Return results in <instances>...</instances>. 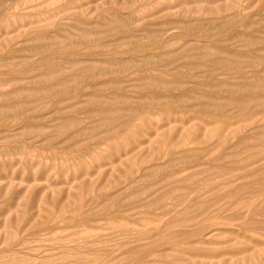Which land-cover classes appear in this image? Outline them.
<instances>
[{"label": "rangeland", "instance_id": "rangeland-1", "mask_svg": "<svg viewBox=\"0 0 264 264\" xmlns=\"http://www.w3.org/2000/svg\"><path fill=\"white\" fill-rule=\"evenodd\" d=\"M73 1L0 0V7L2 6L0 8L2 11L0 12V112L3 110V112L6 111L7 113L8 111V114L14 113L13 115H15L16 113L12 107L13 105L14 107H19L15 102L22 101V99L29 96V94L36 95L41 92L36 96H46L49 92L46 93L47 91L44 92V90H48L49 85L53 83V81L52 77L50 79V74L48 75L44 71V66H52L55 65L54 63H59V65L62 64V67H64L65 63V70L62 68L63 70H61V73L52 75L53 78H61L63 77L62 74H64L67 78L72 80V76L79 75L80 73L78 71L73 72L69 69L70 67L66 65V62L71 63L72 61L80 62L79 65L82 70L85 69L89 72L93 71V74H96L98 77L97 79H99L96 80L97 82L99 81L98 83L105 82L106 80L109 81V79L112 80V78L124 79L126 82L125 87L127 88L126 92L125 90L124 92L130 95L131 101L122 103L123 105L116 103L114 107L121 110L131 108V105L132 107L141 105L135 101L136 99L134 101L132 99L143 93V91L133 88L140 87L141 84L140 82H132L143 72V74H149L153 77L158 75L160 77L163 76L161 79L170 84V87L168 86L169 88L175 87L174 82H183V79L184 82L187 81V83L191 84L186 88H193L192 84L200 83V81L203 80L200 79L199 81L196 78L191 79L187 77L186 75L189 70L181 68L184 65V60L178 59L179 57H177V54L179 53L180 57L184 55L192 57L195 55L191 51L194 47L195 50L201 49V47L204 49L202 56L209 53L215 54V52L217 53L216 56H218L221 53L218 52L219 46L217 44L198 42L196 37H193L189 32H185V27H188L189 23L198 26L195 20L200 21V23L202 21L204 22V19L208 20L207 22H214L220 17L228 16L231 13V15H233L243 10L242 16L238 19V22H240L239 25H237L238 27L227 30L221 33V35L219 34V37L224 40L227 38L230 31H233L234 34L241 31L240 33H245L249 36V32L251 31L249 30L247 32L243 27L248 22H251L253 25L255 22V29H258L257 32L253 29L254 31L252 30L251 33L252 36H255V39L257 37L261 38V36L264 37V0ZM16 2L18 3L16 4ZM245 7L246 9H244ZM8 8L9 10H7ZM83 11L86 15L83 14L82 18L79 13H83ZM79 16L82 22H77ZM182 17H187V19ZM214 18L216 19L214 20ZM241 19H244V21H241ZM30 22L33 23V26L30 27V29H22L20 32L23 33V35H20L17 29ZM111 23L112 25H116L112 27L108 26V24L110 25ZM76 24H78L79 27ZM81 24H86V27H81ZM191 24H189V26ZM207 25H205L204 30L208 29L206 27ZM216 25H220V23H216ZM6 30L8 32H6ZM61 30L62 33L57 38L55 34ZM103 30L107 31V34ZM12 31H14V33H12ZM149 31L150 33L154 32L153 34L156 33L155 40L152 42L153 46L150 44L151 41L146 39L145 41L143 39L147 37L144 34ZM63 32H68V34L70 33L75 37L77 34L80 36L83 34H81V32H84L90 39L91 45H89L88 42L84 43L81 39L74 40L72 43H75V45L67 44V39L62 37L64 35ZM133 35L135 39H132ZM42 36L57 38V44H67L69 48L66 47V50H70H68V54L72 53L75 55H59L51 59V61L50 59L48 61L49 55L46 53L42 54L39 52V54L35 55L34 53H30L28 50L41 45V43L37 41L33 43L31 40L34 39V37H38L39 41L42 42L44 41ZM10 37L12 38L10 39ZM96 37L101 40L94 43ZM125 37L127 38L126 40ZM1 38H3V40ZM4 38L7 39L6 41L8 43ZM136 38H138V40ZM9 39H14V42L11 41L13 43H10ZM263 40L262 38L259 40L263 45L259 44L256 48L258 50L255 48V50H253L259 51L260 54L257 53V55L260 56H264ZM109 41L112 47L109 45ZM133 43H139V47L137 46L134 48V46H131ZM185 43H187L186 46ZM96 44V48L99 47L98 49L94 48ZM6 45L9 46L7 47ZM229 45L232 50L240 51L241 53L248 51L242 47H238L235 42H230ZM229 45L227 44L228 48H230ZM205 46H208L207 49H205ZM108 47L115 50L112 51V49ZM121 47L122 50L120 49ZM22 49H26L29 55L26 54L27 52L20 55L19 51H22ZM92 49L96 50L93 51ZM161 54L164 60H168L167 65L165 64L161 71L151 70V68L134 69L128 73L130 76L128 74L124 76L120 75L117 67L113 66L115 71L112 66H109V68H112V72H110L109 75L108 73L102 76L100 74V71L105 70V67L108 66L105 64L107 59L108 61L113 59L126 61L128 58H131V56H135L136 60L139 59L140 61L145 58V55L146 57H156ZM97 55L100 56V58L97 57ZM221 55L223 54L219 55L220 58L224 57V59H226L225 54L223 57ZM140 56H142V59H140ZM227 58L231 59L230 56H227ZM45 60L48 61L49 64H46ZM1 61H8V64H2ZM26 61H30V63H26ZM60 61L65 62L61 63ZM139 61L137 62L141 63V61ZM11 62L14 64L9 65ZM202 62L203 61H201V64ZM21 63H25V65H20ZM15 64L18 66V68L16 67L18 75L9 73L3 76L6 69L11 68ZM33 65L35 70L33 69ZM202 66L200 68L202 74L200 71L196 70L193 75L199 73V75L203 77V73L207 72L208 64L204 63ZM87 67H89V69ZM33 70L34 73L32 72ZM177 70L179 72H177ZM64 71L66 73H64ZM113 71H115V74ZM18 72H24L22 73L23 76ZM29 72L32 77L29 76ZM42 72L44 73L41 74ZM46 74L49 77L46 76ZM19 75H21V77ZM250 75L251 74H249V76ZM226 77L229 78L230 76L217 75L215 80L219 81L222 79L221 82L223 83L230 82L227 81L228 79H226ZM235 77L237 78L238 76L236 75L234 78ZM22 78L24 80H22ZM32 79H34V82H37L34 83L32 81V83L30 81ZM188 80L190 82H188ZM130 81L131 83H129ZM204 81L205 83L207 82V80ZM97 82L95 84H97ZM29 83L31 85H29ZM77 83V81L71 82L70 86L78 87ZM93 84L94 82L92 84L90 83V86L92 87ZM228 84L223 88V91L225 89L224 95L222 92V96L220 95L219 97L224 99L223 101L225 102L229 101L227 103L230 104L231 107H228V111L233 108L231 112L234 115L232 114L233 116L229 117L231 113L228 112V115H225L227 118L224 117L229 120V123L231 122L233 124L231 128L210 123L209 119L205 118L203 114L201 115L200 112L196 113L197 111L189 113L192 118L191 120L186 119L190 118L188 114L183 116V118H186L182 122H175L173 118L172 123H170L171 120L167 121L166 114L169 113L170 110L175 111L180 109L169 108V110L164 107L163 117L160 115L147 114L144 116L143 122L138 121L134 124L137 127L143 128V132L136 133L135 137H133L132 132H126V130L122 129L119 131V133L122 134L117 136V140L106 141L105 139H98L99 133L108 131L110 125L115 123L114 121H117L118 118H114V116L110 117L111 115L102 116L103 118L98 115L95 117L93 110L98 105L95 107V105L90 106L88 103L91 102L90 99L92 94H104L116 90L98 87H92L94 88L92 89L90 86H85L84 98L74 93L77 97L73 94L67 98V102L65 100L64 102H59V106L57 102H54L55 107H52L54 106L53 102L49 103L45 101L44 104L43 101H40L42 105L39 106V109L43 107L44 109H41L40 114L37 115V119L30 123L32 127L30 126L29 128L23 129L25 122H21L15 127L0 126V264H264V166L262 165L264 161L262 164L260 163L250 166L251 168H247L245 174H248L252 170L256 172L254 171L255 173L252 176L250 175L251 173L245 175V179L232 180L231 183L226 185L222 193L217 192L215 200H210L208 196L206 197L209 201L206 197L198 200L195 199V196H191L193 199L191 200L192 202L190 198H188L185 200L187 205H182L178 202L180 199V189L192 188L185 184L184 187L183 185H176L175 182L187 178L190 175H200L208 166L203 165V167L195 170L193 169L194 171L190 170L186 173L178 174L177 176L174 175L177 174V171L174 166L172 167V160L174 158H163V161L154 160L159 154L158 151H161L163 148L164 154L167 148L175 147L177 145L176 142L185 143L187 146L177 149V151L185 152L183 151L185 149L186 152H193L197 150V147L194 145L197 138L202 140L211 136L213 141H217L220 136L224 134L227 135L228 132H235V130L236 132L243 131L241 127L242 123H238V121L245 119L242 118V115L238 117L239 115L233 112V110L235 111L236 109L235 106L233 107V100H235L236 97L230 93L228 94L230 89V87L228 88ZM32 86L35 87L36 91ZM25 89L28 91L30 90V93ZM14 90L19 92L22 90L23 93H21L23 95H21L23 98H21L22 96L19 97V92V94H17L19 95L18 97L15 95L16 93H14L17 99H15V102H12V100H8L6 95L14 92ZM37 91H39V93ZM196 91L198 94L202 92H208V95L214 94V92L205 89L201 93V90L196 89ZM35 92L37 93L34 94ZM163 92L165 93L166 90L164 89ZM130 93L135 97L131 96ZM253 95V93L247 94L249 97ZM73 96H75V98H73ZM231 96H233L234 99ZM227 97L228 99H233H231L232 103ZM18 98H20V100ZM188 103L192 104V102ZM112 104L114 105V103ZM45 106H47V109ZM72 106L73 108H71ZM104 106L109 108L111 103L105 104L103 107ZM141 107L143 108V105H141L140 108ZM147 107L149 106L146 105L144 108ZM54 108L58 109V111L60 110L64 114L61 112L58 113ZM64 108L66 110H63ZM80 111L82 112L80 113ZM53 112H56L57 115ZM6 113L4 112V114ZM40 115H44V117ZM66 117L68 119H66ZM122 117H125V120L128 119L127 113L124 114V116L122 115ZM113 118L115 120H113ZM263 118V116H257L250 120L253 123L252 127L247 132L243 131L242 135L251 136L254 132L250 130L253 128H260L261 125L264 124V121H262L264 120ZM145 119L148 120L146 121ZM149 120L152 121V123L148 122ZM102 122L103 125L101 124ZM148 124H153L154 127H149ZM161 127L163 128L160 129ZM196 131H198V133ZM260 131L261 129H259L257 133H260ZM77 132H81L82 137L77 138V141L82 140L84 142V144H82L84 149L82 152L74 151V153L67 150V148L76 144L77 141H74L73 144L71 139ZM188 132L190 137L192 136L191 138H189ZM96 133L98 135H96ZM186 133V137L184 136L186 141H182V136ZM39 136L42 137L39 138ZM51 139H55L52 142L53 146L46 147L45 142ZM103 142V145H98ZM236 142L237 139L231 140V144H236ZM64 143L66 145L63 146ZM96 144L98 146H96ZM257 145L264 146L261 145V143ZM231 155H233L235 160L239 163L245 159L244 157H247L246 154L240 153ZM168 163L171 164V168L168 167ZM162 165L164 166L163 175L159 174L156 169L157 166ZM164 175L167 177L170 176L171 179L174 177L173 180L175 179V181H165ZM161 176H163L165 181H163V183L158 180V177L162 178ZM162 197L164 200L163 207L172 208L173 205H180L181 207L178 206L180 208L174 210L175 212L173 211L170 215L160 219V217H158L160 211L153 206ZM197 202L201 204H206V202H208L213 204V207L215 206L217 209H223L224 211L214 216V218H209L208 215L211 212L210 210L206 213L203 212V214H198L194 210L186 211L182 208V206L187 207L188 205L195 206ZM146 206H152L153 208L146 209ZM142 221H145V223ZM197 225L205 226V230L202 233L191 234V231H193ZM160 231L163 232L161 234L163 237L158 235L161 237L155 238V235ZM189 231L190 233L187 234ZM152 232L153 234H151ZM183 232H185L187 237L183 235Z\"/></svg>", "mask_w": 264, "mask_h": 264}, {"label": "bare ground", "instance_id": "bare-ground-1", "mask_svg": "<svg viewBox=\"0 0 264 264\" xmlns=\"http://www.w3.org/2000/svg\"><path fill=\"white\" fill-rule=\"evenodd\" d=\"M17 1H19V0H17ZM73 1V0H72ZM9 2V1H8ZM219 2V1H218ZM11 3H12V1H11ZM18 2H16V4H17ZM73 3H74V1H73ZM3 4V3H2ZM15 4V3H14ZM20 4H22V3H20ZM21 6V5H20ZM19 6V7H20ZM85 6V5H84ZM2 7V6H1ZM0 7V8H1ZM15 7H17V6H15ZM14 7V8H15ZM71 7V6H70ZM73 8V7H72ZM71 8V9H72ZM20 9V8H19ZM244 9H246V7L244 8ZM7 10H9V8L7 9ZM6 10V11H7ZM80 10V9H79ZM78 10V11H79ZM82 10V9H81ZM228 10V9H227ZM245 11V10H244ZM0 12H2L1 10H0ZM67 12V11H66ZM69 12V11H68ZM74 12H75V10H74ZM226 12H228V11H226ZM243 12V10L241 11V12H235L236 14H233V15H231L230 13H227V14H230V15H226V16H223V17H220L219 19H217V20H215L216 18H214V22H211L210 20V22H207L208 20H206V19H204V22L202 21L201 23H200V21H198V20H195L197 23H200V24H197L196 22V25H198V26H195V24L194 25H192L191 23H189V24H191L190 26H189V24H188V27L186 26L185 28H186V30H185V32H189L193 37H196L197 39V41L198 42H202V43H207V44H212V43H214V44H217L218 46H219V49H218V52H221L220 54H225L226 55V59H224V57H223V55H221L223 58H220V54L218 55L219 56V58H218V56H216V52H215V54H212V53H209V54H207V55H203L202 56V52L204 51V49H202V47H201V49H198V50H195V47L194 48H192L191 49V51L193 52V54H195V55H193L191 58L188 56H181L180 57V55H179V53L177 54V57H179L178 59H180V60H184V65H183V67H181V68H186L187 70H189L187 73V77H190L191 79L193 78H196V79H198L199 81H200V79H202L203 81H200V83L198 82V83H196V84H192L193 85V88H186L188 85H191V84H189V83H187V81L186 82H184V79L182 80L181 78V80L183 81V82H174V86L175 87H173V88H169L170 86V84L169 83H167V82H164L163 81V79H161L163 76H159V78H158V76H156V77H153V76H151V75H149V74H140L137 78H135V80H134V82H132V83H135V82H140V87H133L134 89H137V90H140V91H143V93L142 94H140L139 96H137V97H135V96H133L131 93V96H133V97H135V98H132L133 99V101L135 100L137 103H139V104H141V105H143V108L141 109L140 108V106L141 105H138V107H136L135 105H133V106H135V107H132V105L130 104V103H128L129 105H131V108H127V106H128V104H127V106H126V108L127 109H125V110H121V109H118V108H115L114 106L116 105V103L117 104H122V103H127V102H129V101H131V97H130V95L128 96L125 92H126V87H125V85H126V82H125V80L124 79H118V78H112V80L111 79H109V81H105V82H101V83H98L96 80H99V79H97L98 77L96 76V74H93V71L91 72H89L88 70H82L81 68H80V62H72L71 61V63L70 62H66V65H68L70 68V70L71 71H73V72H76V71H78L80 74L79 75H75L74 77L70 74V73H68V74H70L71 76H72V80H70L69 78H67V76L66 75H64V74H62L63 75V77H61V78H53V76L52 75H55V74H57V73H61V70H63L64 69V67H65V61H60L61 63H64V67H62L61 65H59V63L58 64H56V63H54L55 65H52V66H44L43 65V62H42V65L44 66V68H45V72L50 76V79H51V77H52V81H53V83H51L50 85H49V88H48V90H44V92H46V93H48L46 96H44V97H39V96H36V95H39L40 93H39V91H37L39 94H36L37 92H35L34 94H36V95H31V94H29V96H26V98L24 97V99H22V101H19V102H15V99H17L16 98V96L18 97L19 95V97H21L23 94V89L19 92V91H16V90H14V92H11L10 94H5L6 96H7V98H8V100H12V102H15L16 103V105L18 104V106L19 107H14V105H13V107H12V109L15 111V115H13V114H8V111H7V113H6V111H4L6 114H4V112H3V110H2V112H0V126L1 127H15V126H17V124L19 125L21 122H25V125H24V127H23V129H26V128H29L30 126L32 127V125L30 124L32 121H34L35 119H37V115L38 114H40V112H41V109H44V107L43 108H41V109H39V106L40 105H42V102H41V104H40V101H43V103L45 104V101H47V102H53V104H54V102L56 103H58V106H59V102L61 103V102H64V100L66 101V100H68L67 98L69 97V96H71V95H73L74 93H76L77 95L79 94L81 97H85V90L86 89H84L85 88V86H90V83L92 84L93 82H94V84L97 82V84H93L92 85V87H98V88H107L108 90L110 89H112V90H116V91H112V92H108V90H107V92L108 93H104V94H92L91 95V99H90V103H88L90 106L91 105H95V109L93 110L94 112V114H95V117H96V115H98V116H104L105 117V115H111L110 117H112V116H114V118L116 117V118H118L117 119V121L113 118V120H115L114 122L115 123H113L112 125H110V129L108 130V131H104V132H102V133H99V132H97V133H99V135L96 133V135H98V139H105L106 141H110V140H117V136L119 135V134H122V133H119V131L120 130H122V129H124V130H126V132H132V134H133V137H135V135H136V133H142L143 132V128H141V127H137V126H135L134 124L136 123V122H138V121H144L143 119H144V116L145 115H160V116H162L163 117V111H164V107H165V109L166 108H179L180 110H175V111H172V110H167V111H169V113H167L166 114V112H165V114H166V118H167V121H170V123H172V119H173V121H175V122H177V121H183L185 118H183V116H186V115H188L190 112H195V111H197L196 113H201V115L203 114V116L205 117V118H207V119H209L210 120V123H213V124H219V125H221V126H225L226 128H231L232 126H233V124L231 123H229V120L228 119H225L224 117H226L225 115L228 113V112H230L231 114L229 115V117L230 116H233L234 114L231 112L232 111V109L233 108H231V110L230 111H228L229 109H228V107L230 106V104H228L227 102H229V101H223L224 99H221L219 96L221 95V93L224 95V91H225V89H224V91H223V88L225 87V86H227V84L228 83H230V84H228L229 86H228V88L230 87V89H229V92H228V94L230 93V94H232L233 96H235L236 98H235V100H233L234 99V97L233 96H231L232 98V100H233V107L235 106V111L233 110V112H235V114L237 115H239L238 117H240L241 115H242V118H244L245 120H242V121H238V123H242V130L243 131H245V132H247L251 127H252V125H253V123L250 121V120H252L253 118H256L257 116H263L264 117V56H260V55H257V53H259V51H253V50H255L256 48H257V46H259V44H261L260 42L261 41H259V40H261V38H262V40H263V38L264 37H262L261 36V38L259 37H257L256 39H259V40H256L255 39V36H252L251 35V33H252V30L254 29V30H256V32H257V28L255 29V22H254V25L253 24H251V22H248L247 24H245L243 27L245 28V30L248 32L249 30L251 31V32H249L250 34H249V36L248 35H246L245 33H240L241 31H239V33L238 32H236L235 34L233 33V31H230L229 33H228V36H227V38H225L224 40H222L223 38H221V37H219L220 35H221V33H224V32H226L227 30H232V28H237L238 26L237 25H239V23L240 22H238V19H240V17L242 16V13ZM3 13H4V11H3ZM6 14V13H5ZM77 14V13H76ZM84 14V11H83V13L82 12H80L79 13V15L80 16H82ZM255 14V13H254ZM84 15H86V14H84ZM80 16H79V20L77 19V22H82V20H81V18H80ZM78 17V16H77ZM76 17V18H77ZM205 17V16H204ZM203 17V18H204ZM250 17V16H249ZM82 18H83V16H82ZM182 18H184V19H187V17L185 18V17H182ZM196 18V17H195ZM202 18V19H203ZM199 19V18H198ZM84 20H85V18H84ZM200 20V19H199ZM205 20H206V23H205ZM105 21V20H104ZM241 21H244V19L242 20L241 19ZM260 22V21H259ZM258 22V23H259ZM84 23H85V21H84ZM106 23V22H105ZM216 23H220V25H216ZM208 24V25H207ZM261 24V23H260ZM76 25H78V24H76ZM82 26L81 27H86L85 25H83V24H81ZM96 25H97V23H96ZM100 25V24H99ZM116 25V24H115ZM115 25H112V23L109 25L108 24V26H115ZM119 25V24H118ZM205 25H207L206 27L208 28V29H206V30H204L205 29ZM10 26V25H9ZM21 26V25H20ZM33 26V23H27L26 25H24V26H22L21 28H19V29H17L18 31V33H20V35L22 34L23 35V33H21L20 31L22 30V29H25V28H29L30 29V27H32ZM88 26V25H87ZM101 26H102V24H101ZM107 26V25H106ZM68 27V26H67ZM78 27H79V25H78ZM89 27V26H88ZM96 27V26H95ZM97 27H98V25H97ZM240 27V26H239ZM77 28V27H76ZM92 28V27H91ZM107 28V27H106ZM106 28H103V29H106ZM126 28H127V26H126ZM13 29V28H12ZM28 29V30H29ZM81 29V28H80ZM86 29V28H85ZM93 29V28H92ZM98 29H99V27H98ZM122 29V28H121ZM132 29V28H131ZM8 30V29H7ZM6 30V32H8ZM124 30V29H123ZM253 30V31H254ZM103 31H105V30H103ZM144 31V30H143ZM243 31V30H242ZM16 32V31H15ZM76 32V31H75ZM102 32V31H101ZM106 32V34H107V31H105ZM109 32V31H108ZM119 32V31H118ZM144 32H146V31H144ZM9 33H10V31H9ZM12 33H14V31H12ZM25 33V32H24ZM61 33H62V30L61 31H59L57 34H55L56 35V37L58 38L60 35H61ZM64 33V35L62 36V37H64V39H67V44L69 43V44H73L72 42L74 41V40H76V39H81V41H83L84 43H87L88 42V44L89 45H91V41H90V39L86 36V34L84 33V32H81V34L82 35H80V36H78V34H77V36L75 37V36H73V35H71L70 33L68 34V32L66 33V32H63ZM77 33V32H76ZM80 33V32H79ZM88 33V32H87ZM94 33V32H93ZM120 33H121V31H120ZM154 33V32H153ZM152 32L150 33V31L148 32V33H145L144 35L145 36H147V37H144L143 39L145 40H148V41H151V43L150 44H152V42H153V40H155V34H153ZM4 34V33H3ZM17 34V33H16ZM138 34V33H137ZM147 34V35H146ZM158 34V33H157ZM220 34V35H219ZM256 34V33H255ZM5 35H7V34H5ZM13 35V34H12ZM11 35V36H12ZM37 35V34H36ZM92 35V34H91ZM90 35V36H91ZM124 35V34H123ZM131 35H132V33H131ZM257 35V34H256ZM39 36V35H38ZM93 36V35H92ZM107 36V35H106ZM158 36V35H157ZM225 36V35H224ZM9 37V36H8ZM40 37V36H39ZM43 37V39H44V41H42V42H40L39 41V38L37 37V38H35L34 37V39H32L31 41L33 42V43H35L36 41L37 42H39V43H41V45H38V46H36V48L35 47H33V48H31L30 50H28L30 53H34V55L35 54H39V52L40 53H46V54H48L49 55V58L47 59V57H46V59L49 61V59H50V61H51V59H53V58H56L57 56H61V55H67L68 54V52L70 51L69 49V51L68 50H66V47H68V45L66 44V45H59V44H57V38H50L49 36H42ZM127 37V36H126ZM125 37V40L127 39ZM131 37V36H130ZM129 37V38H130ZM12 37H10V39H11ZM16 38V37H15ZM135 39V37H134V35L132 36V39ZM2 40H3V38H1ZM5 39V38H4ZM9 39V40H10ZM60 39V38H59ZM83 39V40H82ZM111 39V38H110ZM116 39V38H115ZM137 40H138V38H136ZM7 39H5V41H6ZM14 39H12V40H10L9 42L10 43H13L14 41H13ZM25 40V39H24ZM69 40V41H68ZM101 39H98V37H96V39H95V42L94 43H96V42H98V41H100ZM118 40V39H117ZM120 40H121V37H120ZM129 40V39H128ZM145 40V41H146ZM11 41H13V42H11ZM27 41V40H26ZM130 41V40H129ZM7 42V41H6ZM117 42V41H116ZM138 42V41H137ZM140 42V41H139ZM230 42H235L236 44H237V46L238 47H242V48H244L245 50H248V51H246V52H244V53H241L240 51H236V50H232L231 49V47H230V45H229V43ZM8 43V42H7ZM9 43V44H10ZM30 43V42H29ZM135 43V42H134ZM131 44V46H134V48H136L137 46L139 47V43H136V44ZM148 43V42H147ZM157 43V42H156ZM263 43H264V40H263ZM36 44H38V43H36ZM81 44V43H80ZM111 43H110V41H109V45H110ZM141 44V43H140ZM150 44H148V45H150ZM155 44V43H154ZM160 44V43H159ZM186 44L187 43H185V46H186ZM198 44V43H197ZM227 44L229 45V47L230 48H228L227 47ZM232 44V43H231ZM234 44V43H233ZM34 45V44H33ZM73 45H75V43L73 44ZM79 45V44H78ZM86 45V44H85ZM85 45H82V46H85ZM108 45V46H109ZM261 45H263V44H261ZM7 47L9 46V45H6ZM87 46V45H86ZM95 47L94 48H96L97 47V44L96 45H94ZM98 46H99V44H98ZM111 46V45H110ZM142 46V45H141ZM151 46V45H150ZM152 46H153V44H152ZM3 47V46H2ZM104 47V46H103ZM112 47V46H111ZM111 47H108L109 49L111 48ZM119 47V46H118ZM125 47V46H124ZM184 47V46H183ZM188 47V46H187ZM206 47V46H205ZM204 47V48H205ZM208 47V46H207ZM207 47L205 48V49H207ZM235 47V46H234ZM69 48V47H68ZM90 48V47H89ZM99 48V47H98ZM98 48H96V49H98ZM116 48V47H115ZM141 48V47H140ZM139 48V49H140ZM142 48H143V46H142ZM151 48V47H150ZM212 48V47H211ZM210 48V49H211ZM255 48V49H254ZM262 48V47H261ZM2 49V48H1ZM88 49V48H87ZM91 49V48H90ZM95 49V50H96ZM112 49V48H111ZM121 50H122V47L120 48ZM119 49V50H120ZM129 49H130V47H129ZM133 49V48H132ZM138 49V50H139ZM145 49H147V50H150V49H148V48H145ZM144 49V50H145ZM159 49V48H158ZM185 49H186V47H185ZM264 49V48H263ZM262 49V50H263ZM93 51H95L94 49H92ZM113 50H115V49H112V51ZM256 50H258V49H256ZM260 50V49H259ZM28 51L26 50V49H22V51H19V54L21 55L22 53H25V52H27L26 54L27 55H29L28 54ZM87 51V50H86ZM130 51V50H129ZM129 51H128V53H129ZM132 51V50H131ZM146 51V50H145ZM151 51V50H150ZM214 51V50H213ZM216 51V50H215ZM261 51V50H260ZM73 52V51H72ZM77 52H79V51H77ZM89 52V51H88ZM88 52H86V53H88ZM117 52H118V50H117ZM119 52H121V51H119ZM126 52V51H125ZM134 52V51H133ZM133 52H131V53H133ZM198 52H200V53H198ZM75 53V52H74ZM104 53V52H103ZM146 53V52H145ZM145 53H143V54H145ZM149 53V52H148ZM151 53V52H150ZM183 53V52H182ZM14 54H15V52H14ZM41 54V55H42ZM70 54H72V53H70ZM70 54H68V55H70ZM134 54V53H133ZM160 54V53H159ZM181 54V53H180ZM260 54V53H259ZM26 55V56H27ZM72 55H75V54H72ZM94 55V54H93ZM111 55V54H110ZM122 55V54H121ZM126 55V54H125ZM136 55H137V53H136ZM146 55H149V54H146ZM146 55H145V58L143 59V60H140L141 61V63H138L137 61H139V59L138 60H136V58H135V56L134 57H132L131 56V58H128V60H126V61H124V60H109L108 61V59H107V61L105 62V64L106 65H108V66H106L105 68V70H102V71H100L101 73V76L102 75H104V74H107L108 73V75L110 74V72H112V68H113V66L114 67H117V69H118V72L120 73V75H124L125 76V74H128V73H130L131 72V70H134V69H144V68H151V70L153 69V70H163V68H164V66H165V64L167 65V61L168 60H164L163 59V55L161 54V55H159V56H156V57H146ZM179 55V56H178ZM182 55V54H181ZM24 56V55H23ZM90 56H91V54H90ZM118 56V55H117ZM123 56V55H122ZM139 56V55H138ZM227 56H230L231 57V59L229 58H227ZM14 57V56H13ZM43 57H45V56H43ZM68 57H70V56H68ZM73 57V56H72ZM93 57V56H92ZM97 57H99L100 58V56H98L97 55ZM101 57H104V56H101ZM142 56H140V59H142L141 58ZM176 57V56H175ZM176 57V58H177ZM16 58V57H15ZM18 58H20V57H18ZM59 58V57H58ZM63 58V57H62ZM67 58V57H66ZM78 58V57H77ZM121 58V57H120ZM43 59H45V58H43ZM60 59V58H59ZM1 60V59H0ZM5 60V59H4ZM33 60V59H32ZM31 60V61H32ZM41 60V59H40ZM63 60V59H62ZM82 60V59H81ZM179 60V61H180ZM16 61V60H15ZM15 61H13V62H15ZM42 61H44V60H42ZM46 61V60H45ZM48 61H46L45 63L47 64H49V62ZM90 61V60H89ZM139 61V62H140ZM201 61H203L202 62V64H204V63H206V64H208V66H207V72H205V73H203V77H201V75H199V73L197 74H195V75H193V73H194V71H200V68H201V66H202V64H201ZM2 62V64H5L6 65V63L8 62V61H1ZM3 62H5V63H3ZM25 62V61H24ZM41 62V61H40ZM97 62V61H96ZM177 62V61H176ZM208 62V63H207ZM26 63H30V61H26ZM32 63V62H31ZM38 63H39V61H38ZM37 63V64H38ZM8 64V63H7ZM14 64V63H13ZM12 64V62H11V64H9V65H13ZM24 65H25V63H23ZM22 63L20 64V65H23ZM45 64V65H46ZM52 64V63H51ZM181 64H183V63H181ZM201 64V65H200ZM17 64H15L14 66H12L11 68H8V69H6V71L4 72V74H3V76L6 74V75H8L9 73H15V75H18L17 74V72H16V67L18 68V66H16ZM19 65V64H18ZM41 65V64H40ZM41 65V66H42ZM172 65V64H171ZM43 66H42V68H43ZM83 66V65H82ZM109 66H112V68H109ZM30 67V66H29ZM90 67H92V66H90ZM94 67V66H93ZM202 67H204V66H202ZM1 68H2V66H1ZM24 68H26V67H24ZM31 68V67H30ZM40 68V67H39ZM43 68V69H44ZM63 68V69H62ZM88 69H89V67H87ZM103 68V67H102ZM206 68V67H205ZM23 69V68H22ZM28 69V68H27ZM33 69L35 70V68H34V65H33ZM111 69V70H110ZM114 70H115V68H113ZM180 69V68H179ZM185 69V70H186ZM18 70V69H17ZM20 70V69H19ZM34 70L32 71L33 73H34ZM38 70V69H37ZM42 70V69H41ZM65 70V69H64ZM67 71V70H66ZM116 71V70H115ZM115 71H113V73L115 72ZM138 71V70H137ZM146 71V70H145ZM27 72V71H26ZM38 72H41V71H38ZM37 72V73H38ZM138 72H140V71H138ZM177 72H179L178 70H177ZM176 72V73H177ZM233 72H235V73H233ZM19 73V72H18ZM21 73V72H20ZM19 73V74H20ZM22 73H24V72H22ZM22 73H21V75H22ZM36 73V72H35ZM44 72H42L41 74H43ZM64 73H66L65 71H64ZM117 73V72H116ZM141 73V72H140ZM146 73V72H145ZM149 73V72H148ZM200 73L202 74V72L200 71ZM26 74V73H25ZM28 74H30L29 76L30 77H32V75H31V73L29 72ZM27 74V75H28ZM40 74V75H41ZM46 74V76H48ZM115 74V73H114ZM113 74V75H114ZM151 74V73H150ZM163 74V73H162ZM233 74H234V76H238L237 78L235 77L234 78V76H233ZM236 74V75H235ZM249 74H251L250 76H249ZM5 75V76H6ZM14 75V74H13ZM21 75H19L20 77H21ZM117 75H118V73H117ZM129 75V74H128ZM179 75V74H178ZM184 75V76H185ZM217 75H219V76H230L229 78H227L226 77V79H228L227 81H230V82H227V83H223V82H221L222 81V79L221 80H219V81H217V80H215V78L217 77ZM23 76V75H22ZM35 76V75H34ZM36 76H39V75H36ZM48 76V77H49ZM119 76V75H118ZM130 76V75H129ZM135 76H136V74H135ZM175 76V75H174ZM200 76V77H199ZM11 77V76H10ZM12 77H14V76H12ZM48 77H46V78H48ZM120 77V76H119ZM4 78V77H3ZM16 78V77H15ZM9 79V78H8ZM20 79V78H19ZM36 79H37V77H36ZM39 79H40V77H39ZM43 79V78H42ZM45 79V78H44ZM107 79V78H106ZM127 79H129V78H127ZM132 79V78H131ZM188 79V78H187ZM220 79V78H219ZM225 79V80H226ZM7 80V79H6ZM22 80H24L23 78H22ZM132 80V81H133ZM178 80V79H177ZM176 80V81H177ZM180 80V81H181ZM204 80H207V82L208 81H210V82H206L205 83V81ZM3 81V80H2ZM31 82L33 81L34 82V79H32V80H30ZM56 81V82H55ZM60 81H63V82H60ZM78 82L77 84H78V87L76 86V87H73V86H70V83L71 82ZM179 81V80H178ZM224 81V80H223ZM6 82V81H5ZM30 82V83H31ZM32 82V83H33ZM37 82V81H36ZM36 82H34V83H36ZM44 82V81H43ZM128 82V81H127ZM188 82H190L189 80H188ZM16 83V82H15ZM29 83V85H31ZM129 83H131V81L129 82ZM40 84H41V82H40ZM76 84V83H75ZM3 85V84H2ZM14 85H16V84H14ZM18 85V84H17ZM19 85H21V84H19ZM32 85H34V84H32ZM37 85H39V84H37ZM73 85V84H72ZM139 85V84H138ZM40 86V85H39ZM38 86V87H39ZM41 86H42V84H41ZM106 86V87H105ZM113 86V87H112ZM165 86H166V88H165ZM169 86V87H168ZM1 87V86H0ZM2 87H4V86H2ZM16 87V86H15ZM15 87H13V88H15ZM19 87V86H18ZM33 87V89L35 90V87L34 86H32ZM45 87V86H44ZM46 87H47V85H46ZM91 86H90V88H92ZM191 87V86H190ZM40 88V87H39ZM132 88V87H131ZM32 89V90H33ZM92 89H94V88H92ZM166 90V92L164 93L163 92V90ZM196 89L197 90H201L200 91V93L202 92V91H204V89L205 90H210V91H212V92H214V94L213 95H208V92L207 93H201V94H198V92L196 91ZM17 90H18V88H17ZM26 91H28L27 89H25ZM99 90V89H98ZM98 90H96V91H98ZM124 90H125V92H124ZM25 91V92H26ZM36 91V90H35ZM95 91V92H96ZM102 91V90H101ZM144 91H146V92H144ZM227 91V90H226ZM20 94H19V93ZM22 92V93H21ZM25 92H24V95H25ZM29 93H30V90L28 91ZM28 92H27V94H28ZM43 92V91H42ZM94 92V93H95ZM100 92V91H99ZM175 92H179V93H175ZM14 93H16L15 95L16 96H14ZM33 93V92H32ZM97 93V92H96ZM102 93H103V91H102ZM128 93V92H127ZM136 93V92H135ZM134 93V94H135ZM251 93H253L254 95L252 96V97H249V96H247V94H251ZM17 94H19V95H17ZM22 94V95H21ZM76 94H74L76 97H77V95ZM90 94V93H89ZM137 94V93H136ZM4 95V96H5ZM75 96H73V98H75ZM222 96V95H221ZM83 97V98H84ZM90 97V96H89ZM88 97V98H89ZM130 97V98H129ZM21 98H23V96L21 97ZM19 100H20V98H18ZM80 99V98H79ZM227 99H228V97H227ZM227 99H225V100H227ZM231 99H228V100H230V102H231ZM17 101V100H16ZM67 102V101H66ZM70 102V101H69ZM88 102H89V100H88ZM188 102H192V104L191 103H188ZM225 102V103H224ZM9 103V102H8ZM14 103V104H15ZM86 103V102H85ZM111 103V106L113 105L112 103H114V105L111 107V106H109V108H106V106H104L103 107V105H107V104H110ZM232 103V102H231ZM52 104V103H51ZM50 104V105H51ZM78 104V103H77ZM47 105V104H46ZM67 105V104H66ZM79 105V104H78ZM123 105V104H122ZM149 106V107H147V108H144L145 106ZM21 106V107H20ZM48 106V105H47ZM47 106H45V108L47 107ZM58 106H57V108H58ZM64 106V105H63ZM50 107V106H49ZM52 107H55V104H54V106H52ZM51 107V108H52ZM65 107V106H64ZM79 107V106H78ZM231 107V106H230ZM71 108H73V106L71 107ZM4 109V108H3ZM47 109V108H46ZM53 109V108H52ZM93 109V108H92ZM54 110H57L58 111V109H55L54 108ZM54 110H52V111H54ZM63 110H66L65 108L63 109ZM62 110V111H63ZM71 110H73V109H71ZM74 110H77V109H74ZM44 111V110H43ZM90 111V110H89ZM166 111V110H165ZM48 112V111H47ZM59 112H61L60 110L58 111V113ZM77 112H79V111H77ZM82 111H80V113H81ZM91 112V111H90ZM50 113V112H49ZM52 113V112H51ZM54 113V112H53ZM61 113H63V112H61ZM60 113V114H61ZM74 113H76V112H74ZM127 113V116H128V119H126L125 120V117H122V115L124 116V114H126ZM55 115H57L56 114V112L54 113ZM64 114V113H63ZM233 114V115H232ZM46 115V114H45ZM50 115H52V114H50ZM190 115V114H189ZM228 115V114H227ZM40 116H43L44 117V115H40ZM48 116V115H47ZM60 116V115H59ZM70 116V115H69ZM202 116V117H203ZM46 117V116H45ZM89 117V116H88ZM190 118H186L187 120H191L192 118H191V115L189 116ZM21 118V119H20ZM53 118V117H52ZM103 118V117H102ZM102 118H99L100 120H103ZM227 118V117H226ZM55 119V118H54ZM60 119V118H59ZM66 119H68L67 117H66ZM71 119V118H70ZM73 119V118H72ZM91 119V118H90ZM89 119V120H90ZM98 119V118H97ZM106 119V118H105ZM264 119V118H263ZM8 120H10V121H8ZM43 120V119H42ZM46 120V119H45ZM93 120V119H92ZM107 120V119H106ZM108 120H110V119H108ZM112 120V121H113ZM146 120V119H145ZM148 120V119H147ZM146 120V121H147ZM164 120V119H163ZM235 120V119H234ZM73 121V120H72ZM112 121H110V122H112ZM165 121H166V119H165ZM166 121V122H167ZM262 121H264V120H262ZM9 122V123H8ZM39 122V121H38ZM106 122V121H105ZM148 122H150V123H152V121H148ZM34 123V122H33ZM64 123H65V121H64ZM73 123H74V121H73ZM76 123H77V121H76ZM179 123V122H178ZM75 124V123H74ZM102 125H103V122L101 123ZM107 124V123H106ZM105 124V125H106ZM34 125V124H33ZM36 125V124H35ZM78 125V124H77ZM149 125V124H148ZM180 125V124H179ZM109 126V125H108ZM35 127V126H34ZM76 127V126H75ZM91 127H93V126H91ZM149 127H154V125L153 124H150L149 125ZM209 127V126H208ZM163 127H161L160 129H162ZM198 128V127H197ZM259 129H261V131H260V133H257V131L259 132ZM4 130H6V129H4ZM59 130V129H58ZM81 130V129H80ZM95 130V129H94ZM145 130H147V129H145ZM229 130H231V129H229ZM70 131V130H69ZM82 131V130H81ZM103 131V130H102ZM243 131L242 132H236V130H235V132H228V134L227 135H222V136H220L219 138H218V140L217 141H213V138H211V136L210 137H207L206 139H202V140H200V139H198L197 138V140H195V143H194V145L197 147V150H195V151H193V152H189V151H187L186 152V150L184 149L183 151H185V152H179V151H177V149H180V148H184L186 145H185V143H181V142H176V146L175 147H173V148H167V150L164 152V154H163V148L161 149V151H158V155L156 156V158L154 159L155 161L157 160H159V161H163V158H169V157H172V158H174L173 160H172V162H173V165H172V167L174 166V168H175V170L177 171L176 173L177 174H174V175H177L178 176V174H183V173H186V172H188V171H192L193 169L195 170V169H197V168H200V167H203V165H206V166H208V168L206 169V170H204L203 171V173L202 174H200V175H193V176H188L187 178H184V179H180V180H178V182H175L176 183V185H179V186H181V185H183V187H184V184L185 185H189L192 189H186V188H182V189H180V199H179V203L180 204H182V205H187L186 204V202H185V200L186 199H188V198H190V201L191 200H193L192 198H191V196H195V199H202V198H204V197H206V196H208L209 197V199L211 200L212 199V201L213 200H215L216 199V197H217V192H220V193H222L224 190H225V188H226V185H228L229 183H231V181L232 180H237V179H240V180H242V179H245V175H248V174H250L251 176L256 172L255 170H252L251 172H249L248 174H245L246 173V169L247 168H249L250 166H253V165H257V164H262L263 163V161H264V146H258L257 144H259L260 145V143H261V145H264V124H262L261 125V127L260 128H253L252 130H250V131H253L254 133L251 135V136H244V135H242V133H243ZM54 132V131H53ZM95 132V131H94ZM197 133H198V131H196ZM5 133V132H4ZM60 133V132H59ZM135 133V134H134ZM193 133V132H192ZM191 133V134H192ZM195 133V132H194ZM188 134H189V132H188ZM216 134V133H215ZM214 134V135H215ZM186 135H187V133L186 134H183V139H182V141H184L185 140V137H186ZM47 136V135H46ZM76 136V137H75ZM75 136L71 139V141L73 142V144H74V141H77V138H81L82 136H81V132H77L76 134H75ZM185 136V137H184ZM40 137H42V136H39V138ZM88 137V136H87ZM132 137V138H133ZM192 137V136H191ZM190 137V134H189V138H191ZM30 138V137H29ZM38 138V137H37ZM54 138V137H53ZM58 138V137H57ZM120 138V137H119ZM232 139H237V142H236V144H231V140ZM55 139H51V140H47L46 142H45V144H46V147L47 146H51L52 145V142L54 141ZM186 141V140H185ZM194 141V140H193ZM39 142V141H38ZM69 142V141H68ZM174 142V141H173ZM163 143V142H162ZM161 143V144H162ZM40 144H42V143H40ZM44 144V145H45ZM82 144H84V142L82 141V140H80V141H77L76 142V144L75 145H73V146H69L68 148H67V150H69L70 152H74V151H83V146H82ZM104 144V142L102 143V144H98V145H103ZM175 144V143H174ZM174 144H173V146H174ZM182 144H184V145H182ZM64 145H66L65 143L63 144V146ZM97 144H96V146H98ZM53 146V145H52ZM116 147H118V146H116ZM187 147V146H186ZM65 149V148H64ZM119 149V148H118ZM258 149H259V151H258ZM66 150V149H65ZM217 150V151H216ZM68 151V152H69ZM95 151V150H94ZM97 151V150H96ZM80 152V153H81ZM75 153V152H74ZM218 153V154H217ZM246 154L247 155V157H244L245 159H243L240 163L239 162H237L236 160H235V157L233 156V155H231V154ZM83 154V153H82ZM87 154V153H86ZM91 155V154H90ZM150 155V154H149ZM232 156V157H231ZM76 157V156H75ZM234 157V158H233ZM56 159V158H55ZM74 159V158H73ZM153 159V158H152ZM53 160V159H52ZM147 160V159H146ZM171 162V163H172ZM146 163V162H145ZM168 165V167L169 168H171L170 167V163H168L167 164ZM263 166H264V163L262 164ZM261 165V166H262ZM158 167V168H157ZM156 167V169H157V171H158V173L159 174H162L163 175V165L162 166H157ZM205 168V167H204ZM251 168V167H250ZM261 168V167H260ZM193 170V171H194ZM261 170H263V169H261ZM255 171V172H254ZM199 172H200V170H199ZM239 172V173H238ZM238 173V174H237ZM172 176H174L173 174H171ZM188 175V174H187ZM152 176V175H151ZM165 176V175H164ZM162 178H159L158 177V180H160V182L161 183H163V181H164V179H163V176H161ZM202 177V178H201ZM173 178L174 177H172V179H171V177L170 176H165V181L166 180H168V182L170 181L171 182V180H173ZM150 179V178H149ZM134 181V180H133ZM164 181V182H165ZM173 181H175V179L173 180ZM158 182V181H157ZM190 183V184H189ZM161 185V184H160ZM159 185V186H160ZM164 185V184H163ZM175 185V186H176ZM178 186V187H179ZM155 189V188H154ZM179 190V189H178ZM214 192H216V193H214ZM210 194H212V195H210ZM145 195V194H144ZM168 196V195H167ZM168 198V197H167ZM207 198V197H206ZM194 199V200H195ZM208 199V198H207ZM206 199V200H207ZM209 199H208V201H209ZM204 200V199H203ZM177 201V200H176ZM188 201V200H187ZM189 202V201H188ZM192 202V201H191ZM204 202V201H203ZM163 203H164V200H163V197L160 199V200H158L156 203H155V205L153 206V207H155V209H157V210H159L160 211V214H159V216L158 217H160V219L161 218H164L165 216H168V215H170V213L171 212H173L174 210H177L178 208H180L181 206L180 205H178V206H180V207H178V206H174L173 205V207L172 208H169V207H163ZM151 206V207H152ZM151 207H149V206H146V209H150ZM152 207V208H153ZM145 208V207H144ZM151 208V209H152ZM182 208L184 209V210H186V211H188V210H194V211H196L198 214H203V212L204 213H206L208 210H210L211 212H210V214L208 215L209 216V218H214V216H217V215H219V214H221L224 210L223 209H217L215 206L213 207V204H210V203H208V202H206V204H201V203H199V202H197L196 203V205L195 206H192V205H188L187 207L186 206H182ZM122 209V208H121ZM108 210V209H107ZM141 210V209H140ZM175 212V211H174ZM216 214H215V213ZM218 213V214H217ZM151 216H153V215H151ZM143 222V221H142ZM163 222V221H162ZM143 223H145V221L143 222ZM146 223H148V222H146ZM156 223V222H155ZM158 224H159V222H158ZM142 225V224H141ZM145 230V229H144ZM152 230V229H151ZM205 230V226H202V225H197V226H195V228L193 229V231H191L192 233L191 234H195V233H202L203 231ZM162 231H163V228H162ZM162 231H160L158 234H156L155 235V238L156 237H159L158 235H161L163 232ZM158 232V231H157ZM156 232V233H157ZM132 233V232H131ZM138 233V232H137ZM184 234V236H186L187 237V235H185V232H183ZM187 233V232H186ZM190 233V231L187 233V234H189ZM151 234H153V232L151 233ZM190 234V235H191ZM182 235V236H183ZM198 235V234H197ZM162 236V235H161ZM160 236V237H161ZM183 236V237H184ZM195 236V235H194ZM152 237V236H151ZM159 237V238H160ZM163 237V236H162ZM185 237V238H186ZM187 239V238H186Z\"/></svg>", "mask_w": 264, "mask_h": 264}]
</instances>
